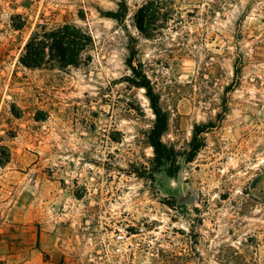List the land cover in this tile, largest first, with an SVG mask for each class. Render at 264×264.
<instances>
[{
    "label": "rangeland",
    "instance_id": "rangeland-1",
    "mask_svg": "<svg viewBox=\"0 0 264 264\" xmlns=\"http://www.w3.org/2000/svg\"><path fill=\"white\" fill-rule=\"evenodd\" d=\"M120 2L0 0V264H264V0H126L124 24L107 16ZM65 22L93 35L88 65L19 63L37 25ZM129 45L170 113L174 166L154 163Z\"/></svg>",
    "mask_w": 264,
    "mask_h": 264
},
{
    "label": "trees",
    "instance_id": "trees-1",
    "mask_svg": "<svg viewBox=\"0 0 264 264\" xmlns=\"http://www.w3.org/2000/svg\"><path fill=\"white\" fill-rule=\"evenodd\" d=\"M150 5V6H149ZM141 6L136 14L135 23L138 31L146 36H151L150 32L160 26V2ZM128 14L126 0H121L117 11L109 13L107 16L112 20L124 24ZM18 17H21L18 15ZM168 17L162 19L167 21ZM14 23V22H13ZM25 21L20 24L14 23L15 30H22ZM156 27V28H154ZM130 40L133 43L132 37ZM95 45L93 35L85 28L75 24L65 22L56 26L49 27L47 24L37 25L28 41L22 49L19 57V63L28 69H60L79 68L82 65H88L92 59L89 51ZM129 55L126 59V66L130 71L128 80L137 88L144 89L145 96L149 101L150 108L154 114L155 120L153 128L149 133V143L154 152V163L157 167L169 164L170 167L176 164L177 153L174 148L167 146L163 142V136L168 132L170 126V113L162 106L161 97L156 92L151 80L143 70L142 64H135L137 49L135 45L128 46ZM236 76L239 69H235ZM232 89L226 88V92ZM228 110L225 98L222 101V115ZM203 124L195 125L189 150L186 153V161L192 162L198 152L204 146L203 134L214 125ZM171 170V169H170Z\"/></svg>",
    "mask_w": 264,
    "mask_h": 264
},
{
    "label": "built area",
    "instance_id": "built-area-1",
    "mask_svg": "<svg viewBox=\"0 0 264 264\" xmlns=\"http://www.w3.org/2000/svg\"><path fill=\"white\" fill-rule=\"evenodd\" d=\"M126 237V234H124L123 232H119V234L116 235V241L117 242H122Z\"/></svg>",
    "mask_w": 264,
    "mask_h": 264
}]
</instances>
